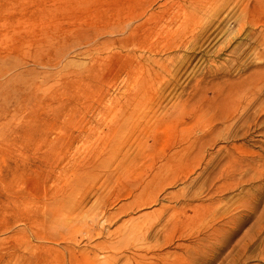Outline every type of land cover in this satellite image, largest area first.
Segmentation results:
<instances>
[{"label":"rangeland","instance_id":"obj_1","mask_svg":"<svg viewBox=\"0 0 264 264\" xmlns=\"http://www.w3.org/2000/svg\"><path fill=\"white\" fill-rule=\"evenodd\" d=\"M0 264H264V0H0Z\"/></svg>","mask_w":264,"mask_h":264},{"label":"bare ground","instance_id":"obj_2","mask_svg":"<svg viewBox=\"0 0 264 264\" xmlns=\"http://www.w3.org/2000/svg\"><path fill=\"white\" fill-rule=\"evenodd\" d=\"M142 202V201H141ZM147 251V250H146ZM159 255V254H158ZM128 257V256H127ZM142 258V257H141ZM129 262V261H128Z\"/></svg>","mask_w":264,"mask_h":264}]
</instances>
